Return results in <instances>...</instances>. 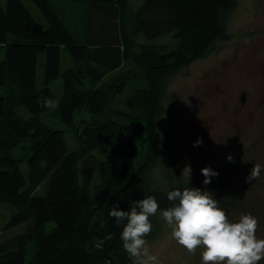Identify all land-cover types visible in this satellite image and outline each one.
I'll use <instances>...</instances> for the list:
<instances>
[{
  "label": "trees",
  "instance_id": "trees-1",
  "mask_svg": "<svg viewBox=\"0 0 264 264\" xmlns=\"http://www.w3.org/2000/svg\"><path fill=\"white\" fill-rule=\"evenodd\" d=\"M24 1L0 0V201L12 209L5 228L25 223L0 241V264H132L110 207L126 211L132 201L153 195L165 209L166 194L175 188L211 191L229 213L249 173L237 159L215 170L204 186L158 187L149 182V170L160 153L158 121L167 80L179 66L174 59L201 57L229 38L237 0H143L136 7L129 0H28L44 26ZM81 2L86 8L77 37L59 5ZM170 32L182 42L178 50L161 53L143 44L133 55L137 35L153 39ZM63 52L70 61L65 68ZM129 57L146 69L147 86L118 109L112 101L131 73L107 75ZM42 95L56 99L57 108L38 105ZM16 107L25 112L19 115ZM136 140L147 147L137 162ZM150 219L146 239L157 231L156 216ZM49 222L54 225L46 230ZM109 233L113 239L96 249ZM30 241L35 249L27 260Z\"/></svg>",
  "mask_w": 264,
  "mask_h": 264
},
{
  "label": "rangeland",
  "instance_id": "rangeland-1",
  "mask_svg": "<svg viewBox=\"0 0 264 264\" xmlns=\"http://www.w3.org/2000/svg\"><path fill=\"white\" fill-rule=\"evenodd\" d=\"M142 1L129 0V5L136 7ZM24 3L31 15L44 26V20L35 5L28 0ZM57 4L52 3L54 7ZM85 5L82 2L59 5L77 37L81 32ZM228 30L230 37L216 42L213 51L185 63H180V58L174 59V66H179L176 69L174 67V73L169 76L165 87L157 129L160 153L155 165L149 170V182L152 185L165 187L168 183H187L181 171L188 164L191 167L190 182H200L204 186L200 169L209 166L215 171L230 162L228 155L237 159L240 166L249 169L248 172L253 164L264 165V78H261L264 74V0H237L229 18ZM134 42L133 55L141 50L143 44L161 53L178 50L182 44L171 32L153 39L139 34ZM2 55L3 50L0 48V59ZM62 57V67L65 68L70 63L69 56L63 52ZM222 63H230V66L217 77L215 71ZM125 70L131 73V78L123 92L112 101V105L118 109L126 108L125 101L132 91L147 86L146 69L139 67L132 57L124 59L122 65L107 76ZM54 85L59 87V80L56 79ZM12 103L16 104L17 101ZM16 112L21 115L25 110L16 107ZM140 119L142 121V115ZM236 133L237 140L227 149V144H230ZM134 136L139 138V132ZM198 138L202 139V143L194 146ZM141 142L136 140V162L147 153V147ZM116 144H119L118 140ZM20 148L17 147L16 151ZM22 170L26 173L25 167ZM231 177L229 183L236 185L235 175ZM11 210L9 204L0 201V241L25 227V223L4 227ZM247 213L258 218L257 237L264 238V171L259 179L251 183L243 181L235 205L227 215L231 221H235ZM156 219L157 231L147 241L160 264H202L201 249H197L195 254L189 253L172 238L171 229L159 212ZM53 225V222H49L45 229L49 230ZM34 249V241L28 242L27 260ZM260 264H264V260Z\"/></svg>",
  "mask_w": 264,
  "mask_h": 264
},
{
  "label": "clouds",
  "instance_id": "clouds-1",
  "mask_svg": "<svg viewBox=\"0 0 264 264\" xmlns=\"http://www.w3.org/2000/svg\"><path fill=\"white\" fill-rule=\"evenodd\" d=\"M38 105L56 109L58 102L43 95ZM27 119V117H25ZM202 143L198 138L194 146ZM230 162H235L231 155ZM204 176L203 184L211 183V177L218 175L209 166L200 169ZM264 165L253 164L245 177L246 183L259 179ZM187 183L191 180V167L186 164L181 171ZM170 206L161 209L155 196L149 195L132 201L128 210H119L114 203L108 215L122 225L120 239L132 264H160L156 254L152 253L146 239L152 232L151 217L159 212L171 229L172 238L189 253L195 254L201 249L202 264H260L264 260V238L257 237L258 218L250 213L231 221L225 210L219 206L214 194L195 187L175 188L167 192ZM113 239L109 233L94 244L102 250L106 241Z\"/></svg>",
  "mask_w": 264,
  "mask_h": 264
},
{
  "label": "flooded vegetation",
  "instance_id": "flooded-vegetation-1",
  "mask_svg": "<svg viewBox=\"0 0 264 264\" xmlns=\"http://www.w3.org/2000/svg\"><path fill=\"white\" fill-rule=\"evenodd\" d=\"M229 64H230V63H227V64L222 63V64H221V67H220L217 71H215L216 76H217V77L220 76V74H222V70L228 68V67L230 66ZM261 78H264V74L261 75ZM263 82H264V81H263ZM261 100H262V99H261ZM237 138H238V135H237V133H236V135L233 136V138L231 139L232 141L230 140V144H227L226 148L228 149V147L232 146V145H231L232 142H233L235 139L237 140Z\"/></svg>",
  "mask_w": 264,
  "mask_h": 264
}]
</instances>
